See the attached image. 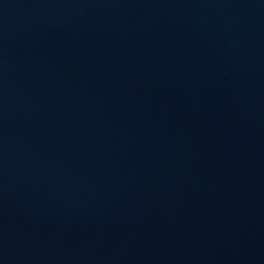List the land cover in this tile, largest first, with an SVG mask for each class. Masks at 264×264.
Masks as SVG:
<instances>
[{
	"label": "water",
	"instance_id": "95a60500",
	"mask_svg": "<svg viewBox=\"0 0 264 264\" xmlns=\"http://www.w3.org/2000/svg\"><path fill=\"white\" fill-rule=\"evenodd\" d=\"M0 264H264V0H0Z\"/></svg>",
	"mask_w": 264,
	"mask_h": 264
}]
</instances>
